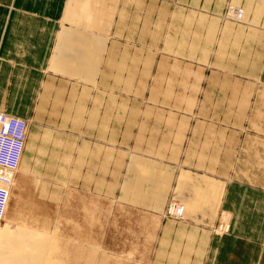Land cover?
Returning a JSON list of instances; mask_svg holds the SVG:
<instances>
[{"label":"rangeland","instance_id":"1","mask_svg":"<svg viewBox=\"0 0 264 264\" xmlns=\"http://www.w3.org/2000/svg\"><path fill=\"white\" fill-rule=\"evenodd\" d=\"M120 11L104 76L109 96L117 93L106 111L124 119V154H112L115 167L104 169L106 154L94 153L92 170H76L77 183L68 185L67 170L44 167L55 133L49 139L41 129L34 141L30 128L27 163L19 164L0 221L1 230L44 233V264H151L156 230L184 220L165 215L169 204H182L184 217L189 210L181 197L191 188L178 179L185 145L197 153L184 158L197 155L203 174L217 169L215 159L227 160L233 140L240 180L243 157L258 156L244 148L264 145V0H122ZM108 175V194L88 190ZM205 185L200 192L209 191Z\"/></svg>","mask_w":264,"mask_h":264},{"label":"crops","instance_id":"2","mask_svg":"<svg viewBox=\"0 0 264 264\" xmlns=\"http://www.w3.org/2000/svg\"><path fill=\"white\" fill-rule=\"evenodd\" d=\"M121 6L122 0H0V112L29 121L27 138L31 128L34 141L41 129L49 139L55 133L44 167L67 170L68 185L77 183L76 170H92L94 153L106 154L104 169L115 167L112 154L115 159L124 154V119L106 111L108 98L117 93L109 96L104 76L109 34ZM29 147L25 140L20 164ZM39 149L33 142L31 152ZM244 151L258 156L243 157L240 180L233 140L227 160L215 159L217 169L203 174L197 155L192 162L184 158L197 153L185 145L178 179L191 188V195L181 197L189 210L181 224L164 223L156 230L151 264H264V145H247ZM256 161L257 174L251 171ZM103 176L98 189L91 183L88 190L108 194L103 185L112 183ZM112 182L118 185L116 178ZM205 184L209 191L200 192ZM222 215L226 221L217 230L214 222Z\"/></svg>","mask_w":264,"mask_h":264},{"label":"built area","instance_id":"3","mask_svg":"<svg viewBox=\"0 0 264 264\" xmlns=\"http://www.w3.org/2000/svg\"><path fill=\"white\" fill-rule=\"evenodd\" d=\"M239 16L240 13L238 14ZM28 122L0 112V221L4 220L13 180L18 170L27 135ZM184 206L171 202L165 215L175 219L183 217ZM223 226L220 227V230Z\"/></svg>","mask_w":264,"mask_h":264},{"label":"bare ground","instance_id":"4","mask_svg":"<svg viewBox=\"0 0 264 264\" xmlns=\"http://www.w3.org/2000/svg\"><path fill=\"white\" fill-rule=\"evenodd\" d=\"M43 234L22 225L13 230L0 229V264H44L48 246Z\"/></svg>","mask_w":264,"mask_h":264}]
</instances>
